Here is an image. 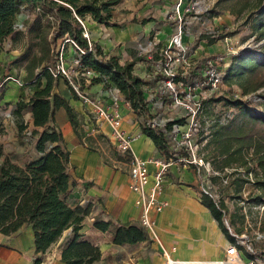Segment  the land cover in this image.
I'll return each instance as SVG.
<instances>
[{"label":"trees","instance_id":"obj_1","mask_svg":"<svg viewBox=\"0 0 264 264\" xmlns=\"http://www.w3.org/2000/svg\"><path fill=\"white\" fill-rule=\"evenodd\" d=\"M123 1L0 0V49L10 37H13V41L29 37L32 40L29 49L15 58L10 65L20 67L25 64L24 82L38 84V90L29 99H19L12 112L20 141L30 133L37 155L24 165L9 159L0 162V237H12L24 226L31 227L35 239L34 264H41L47 250L70 229V238L61 253L64 264H94L101 259L100 249L84 239L81 233L85 218L92 211V204L79 205L71 200L74 187L68 171L71 153L62 131L53 123V116L55 111L64 110L79 140L82 143L91 142V138L84 140L83 118L71 107L68 99L58 92L63 80L72 98L80 100L70 80L58 68L60 43L64 51H68L70 47L76 49L81 70H92L96 73L92 85L103 83L105 88L114 85L136 112L140 114L142 111L148 115L144 91L152 82L134 74L136 64L145 59L136 57L122 64L118 57L105 54L98 43L89 41L85 37V27L82 24L90 16L94 22L105 27H121V23L114 21V8ZM218 5L221 6V12L237 7L236 14L245 17V23L252 19L257 40L264 41V0H219ZM23 11L29 12L32 18L24 22V30L21 31L17 29L16 23ZM214 11L211 10V13L217 14ZM132 21L147 24L155 20L134 18ZM226 37L228 36L220 35L213 38L211 35L202 34L199 43L206 41L212 46ZM36 48L38 52H35ZM231 59L224 82L236 83L243 95L255 94L264 89V45L262 49L249 48L240 51L232 55ZM71 81L78 83L74 76ZM83 88L81 85L80 90L84 91ZM4 95L5 89L1 91L0 99ZM259 97L262 99L263 110L238 98H213L206 100L203 105V115L208 113V104L222 100L237 110L227 122H223L220 116L211 121L210 138L206 146L208 148L214 145L217 154L215 159L218 160L211 164L214 170L224 172L225 168L242 167L243 171H235L228 183L234 185L233 200L239 205V215H231L234 224L237 220L241 221V225L245 223L246 215L242 213L243 207L240 206L242 201L246 202L252 219L253 213H256L254 208L264 205V91ZM26 114L31 116L32 130L25 120ZM171 127L169 124L167 129L170 130ZM141 133L153 141L161 157L166 160H176L175 155L181 153L189 156L187 151H174L168 134L163 130L155 129L142 121ZM89 147L97 152L91 144ZM4 157L0 148V160ZM116 157L120 159L118 155ZM179 165L183 166L182 163ZM249 174L254 176L253 184L248 180ZM213 178L216 182L219 177ZM246 185L253 188L247 200L242 196ZM202 204L210 210L228 241L234 243L235 238L224 224L228 213L225 201L221 199L216 203L211 197L203 195ZM263 218L264 216L261 218L259 230L264 234ZM94 227L101 232L112 231L115 245L132 246L150 240L147 231L139 224L96 219ZM242 229L241 226L237 232L240 234ZM248 255L253 258L261 256L264 259V251L258 250L257 256Z\"/></svg>","mask_w":264,"mask_h":264},{"label":"crops","instance_id":"obj_2","mask_svg":"<svg viewBox=\"0 0 264 264\" xmlns=\"http://www.w3.org/2000/svg\"><path fill=\"white\" fill-rule=\"evenodd\" d=\"M150 25L151 22L142 24L129 21L115 28L100 25L90 16L85 19L89 40L98 43L105 54L110 53L118 58L123 55L122 60L120 58L122 64L141 54L137 50L140 40L147 42L165 39L166 43L173 35V28L171 31L166 26L164 29L153 30ZM205 43L208 52L215 51L217 43L212 46ZM108 89L110 86L105 88L101 83L86 90L93 94L92 97L101 99L105 109L113 114ZM65 98L83 118L84 140L91 138V142L82 143L79 140L64 110L67 122L63 125L53 122L62 131L71 153L68 170L74 181L71 200L79 205L92 204V211L85 218L81 233L84 239L101 251V259L94 264H165L162 247L181 264H207L223 259L230 242L210 210L202 204L197 169L193 166L173 164L169 168L161 195V199L166 200L168 205L162 212L152 213L157 240L148 234L150 240L147 242L132 246L115 245L112 231L101 232L94 227L96 219L141 226L142 209L136 203L137 195L130 188L129 156L118 153L119 159L100 153L104 151L102 141L115 145L110 126L101 116L93 113L91 105L81 102V99L76 101ZM120 115L122 130L133 138L134 151L140 158L148 161L166 160L161 157L153 141L141 133L140 117L125 106L120 107ZM90 144L97 152L90 149ZM150 171L153 173L154 166L150 165ZM70 235L71 229L65 231L47 250L41 264H64L61 261L62 248ZM35 257V239L31 227L24 226L12 237H0V264H34Z\"/></svg>","mask_w":264,"mask_h":264},{"label":"built area","instance_id":"obj_3","mask_svg":"<svg viewBox=\"0 0 264 264\" xmlns=\"http://www.w3.org/2000/svg\"><path fill=\"white\" fill-rule=\"evenodd\" d=\"M203 6L204 2L201 0H188L187 2L185 0H177L174 14L179 21L178 25H176L175 33L163 45H159L158 43L160 42H156L155 40L148 42L146 49L148 48L147 53L149 55L145 59L147 68L149 69V78L146 80L152 82L144 91L145 107L148 115H145L140 110V114L136 112L114 85H111L110 89H108V94L112 100L110 107L114 109V113L111 114L105 109L104 102L101 99L81 93L80 89L82 84L77 83L78 86L74 83L72 84V75L69 76L63 68L61 69L58 66L62 74L70 80L80 99L86 104L91 105L93 107V113L101 116L103 121L110 126L117 151L120 154L129 156L130 188L137 195L136 203L142 209L140 223L147 233L156 240L158 237L152 213H160L168 205L166 200L161 199V195L164 192L169 168L173 164L182 163L183 166L190 164V167L194 166L197 169L196 173L198 172V175V167L204 169L203 172L209 175L206 176L209 182L207 188L204 184L200 187V194L201 196L207 195L211 197L216 203H219L221 198L217 189L214 187L213 177L223 178L225 185H227L235 171H243L242 168L236 169L233 167L225 168L224 172L216 171L209 162L205 163L194 152L195 149H198L199 144L193 143L191 138L202 130L199 118L203 113L204 102L209 100L222 87L227 71L224 56L212 54L205 56V58H200L196 55V50L190 49L188 43L184 40L185 32L182 17L185 14L204 13L206 9ZM195 18L198 17L196 16ZM82 24L85 27V23L82 22ZM209 34L213 38L220 36L217 31H212ZM85 37L89 40L86 27ZM224 40L229 41L228 37ZM76 63L80 67L79 60ZM82 74L85 77V85L92 83V79L97 76L94 71L86 69ZM121 106H125L141 119L145 117L146 119L143 122L146 125L165 131L170 135L169 141L173 150L187 151L189 156H185L182 153L177 154L175 155L176 160L154 159L148 161L140 158L134 151L132 144L133 138L122 130ZM152 109H158V112L153 115L151 114ZM165 109L173 112V116L178 118L179 121H175L172 116L170 118L169 116L167 118L162 116L160 119L162 114L159 115V111L162 112ZM169 124L172 125L170 130L167 129ZM177 142L181 145L178 146ZM150 165L154 166L153 173L150 171ZM248 180L250 184L255 182L253 174L248 175ZM242 196L247 200V196H244V194ZM224 201L227 205L226 200ZM240 206L243 207L242 213L246 215L244 225H240L237 228V225L232 223L231 219L224 218V224L229 230V233L235 238V242H230L223 259L211 261L207 264H264V259L261 256H258L259 258H253L248 255L249 253L257 256L258 250L255 245L260 240H264V234L260 232L259 226V232L256 233L255 240L251 238L248 231L252 225L249 223L250 216L246 202L242 201ZM255 208L259 211V215L262 218L264 216V205ZM241 226L243 229L239 234L237 229H240ZM162 249L164 257L166 258L165 264H181L180 261L172 258L167 250L163 247Z\"/></svg>","mask_w":264,"mask_h":264},{"label":"rangeland","instance_id":"obj_4","mask_svg":"<svg viewBox=\"0 0 264 264\" xmlns=\"http://www.w3.org/2000/svg\"><path fill=\"white\" fill-rule=\"evenodd\" d=\"M177 0H124L120 5L114 8V21L118 23L124 24L125 22L132 21L134 18L138 20L143 19H153L157 23L151 22V29H164L166 27L173 28L175 33L176 25H178L179 19L175 17L174 10ZM186 2L188 0H185ZM204 2L203 8L206 9L204 13H191L185 14L183 19L184 24V32L185 37L184 40L188 43L190 49L196 50V55L200 58H205V56L212 54H220L224 56L226 60L227 69H229L232 59L231 56L237 54L240 51L245 49H262L264 45V41L259 42L257 40V35L254 34V30L252 27V19L245 23L246 18L242 16H238L236 14L237 7H231L230 10H226L225 12H221V6L218 5L219 0H201ZM211 10H215L217 14L211 13ZM233 11V12H232ZM198 18H195V17ZM32 18L31 14L27 11H23L17 18V29L23 31L24 30V22ZM125 20V22H122ZM166 26V27H165ZM212 31L219 32V35L228 36L229 41L220 40L217 42V46L214 47V52H208L205 45V41H201L199 43V38L202 34H208ZM165 39L155 40L159 41V45H163ZM32 40L27 36L20 38L19 40L13 41V37H10L4 45L0 49V94L3 89H5V95L0 99V148L3 150L5 157L0 160L2 162L4 159H9L19 165H24L27 162L34 159L37 155L34 139L30 137V133L25 136L22 141H20L18 136V130L14 122V118L12 116V112L14 110L15 103L21 99H29L33 92L38 90V84H27L24 82V77L26 76V72L24 69V65L20 67L11 66L10 63L14 61L15 58L25 53L29 49V45ZM147 42H143L140 40L138 42L137 50L141 52L138 57L146 58L148 48L146 46ZM202 43V45H201ZM201 45V46H200ZM196 46H200V48H195ZM198 49V50H197ZM154 50V49H153ZM152 50V52H153ZM59 60L58 66L59 68H63L69 76H74L77 79L78 84H82L84 86L81 93L87 94L89 96H93L88 90V88L95 86L90 83L89 85H85L84 75L82 74L84 70H81L76 63L78 60L79 54L76 49L70 47L68 51H64L62 44L60 43L59 48ZM262 51V50H261ZM35 52H38V48L35 49ZM57 52V51H56ZM110 54V53H108ZM112 56V55H111ZM121 60L123 55H121ZM119 58V59H120ZM146 60V59H145ZM139 62L134 69V74L136 76L148 79V71L146 61ZM5 65H8L10 68H6ZM73 84V81H71ZM70 83V84H71ZM76 86H78L76 84ZM58 91L64 96L70 99L72 95L69 91V88L62 80L58 87ZM262 92L259 91L255 94L243 95L240 87L233 82V84H229L224 82L222 87L219 89L217 93H214L210 99H215L219 97H225L228 99H243L251 103L254 108L259 110H263L261 105V98L259 94ZM84 102L83 100H80ZM73 102H75L73 100ZM85 103V102H84ZM207 114L202 113L199 118V122L202 125V130L192 136V142L199 144L198 149H195L194 152L198 158H202L205 163L209 162L210 164L218 162L216 157V151L214 150V145L206 147L210 138V125L211 121L217 119L218 116L222 117L223 122L229 121L234 114L237 112L235 108L230 107L225 100L219 102H213L208 104L207 106ZM158 112V109H152L151 114L155 115ZM95 114V113H94ZM160 119L162 116L169 118L172 116L175 121H179L178 118L173 116V112H169L168 109L160 112ZM97 116V115H96ZM146 118L143 117L141 119L144 121ZM159 119V120H160ZM25 120L30 125V130L33 129L32 120L30 114H26ZM57 121L59 124L63 125L67 122L66 116L62 109L55 111L53 116V122ZM203 132V133H202ZM170 137V135H168ZM24 142L23 144H20ZM104 146V151H100V153L106 154V156L115 157L118 155L117 147L110 144L107 141H102ZM177 145L181 144L177 142ZM187 167L190 164H186ZM237 166H234V168ZM242 168V167H239ZM196 173L198 177V186L199 192H201L200 187L203 184L208 186V178L209 176L206 172H203L204 169L199 168ZM215 188L221 199L226 200L228 205V214L226 217L231 219V215H235L236 213L239 215L238 203L233 200V196L235 193L234 185H225L223 178L219 177L216 182H214ZM253 188L250 185H246L244 189V196H249L252 192ZM257 192V191H256ZM256 213H253V219L251 216L249 217V223L252 227L249 229V234L251 238L255 240L256 233L258 231V227L260 226L261 217L259 215V211L255 208ZM264 220V218H263ZM257 224V226L255 225ZM237 228L241 225V221L237 220L236 222ZM263 234V233H262ZM255 247L261 252L264 251V240H260L256 243Z\"/></svg>","mask_w":264,"mask_h":264}]
</instances>
